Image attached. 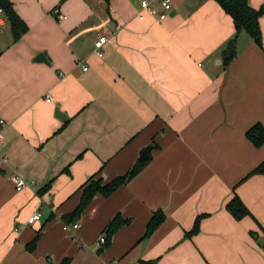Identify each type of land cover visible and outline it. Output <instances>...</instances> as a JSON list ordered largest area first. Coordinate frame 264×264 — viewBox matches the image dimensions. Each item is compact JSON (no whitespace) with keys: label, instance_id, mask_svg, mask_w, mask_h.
<instances>
[{"label":"crops","instance_id":"obj_1","mask_svg":"<svg viewBox=\"0 0 264 264\" xmlns=\"http://www.w3.org/2000/svg\"><path fill=\"white\" fill-rule=\"evenodd\" d=\"M10 1L27 31L13 42L0 25V264H264V175L242 181L264 160V144L245 136L264 126V14L263 50L240 33L225 65L234 24L215 0H170L162 20L140 19L141 0ZM148 144L144 168L64 229L87 179L126 173ZM234 195L252 216L225 209ZM157 210L165 219L144 237ZM118 213L127 224L99 245ZM199 214L208 215L186 237Z\"/></svg>","mask_w":264,"mask_h":264},{"label":"trees","instance_id":"obj_2","mask_svg":"<svg viewBox=\"0 0 264 264\" xmlns=\"http://www.w3.org/2000/svg\"><path fill=\"white\" fill-rule=\"evenodd\" d=\"M220 7L232 18L234 24V35L226 43L225 48L222 51L223 62L228 64L237 54L236 40L240 33H246L252 40V42L260 49L262 46V32L259 25V18L264 14V7L253 8L250 6L248 0H215ZM0 8L3 10V16L9 23L10 31L12 34L13 42L18 41L27 31V25L15 12L12 2L10 0H0ZM264 51V50H263ZM246 138L255 147H260L264 144V126L260 123H256L251 126L245 133ZM150 157L144 162H136L126 173L116 176L108 182H103L100 178L91 176L80 188V199L76 208L63 216L65 222H75L82 213L86 210L94 196L101 195L102 197H108L120 186L126 184L133 177H135L148 163ZM261 174L264 175V160L260 162L253 170H251L245 178ZM50 184H47L41 191L48 190ZM225 209L236 220H240L246 216H252L248 208L244 205L241 199L234 195L225 205ZM208 214H199L195 217L192 228L185 232V236L191 238L197 234L200 229L201 220ZM165 215L161 210L155 211L146 224L144 237L153 233L159 225L164 221ZM127 224V219L123 218L119 213L116 214L104 227L103 234L105 235V247L109 246L113 235ZM38 239L36 235L32 241H30L26 247L28 250H33ZM68 259H65L61 264H68Z\"/></svg>","mask_w":264,"mask_h":264},{"label":"built area","instance_id":"obj_3","mask_svg":"<svg viewBox=\"0 0 264 264\" xmlns=\"http://www.w3.org/2000/svg\"><path fill=\"white\" fill-rule=\"evenodd\" d=\"M159 3H160L161 8H162L161 11H157L156 9L151 7L148 0H141V2H140L141 9H140V12L138 13V17L140 19H142L144 17L142 11H146L150 15L157 17L159 20L166 18L174 8L173 4L170 0H159ZM53 14L56 16H61V19L66 18L65 15L60 14V11L58 8H55L53 10ZM3 22H4L3 10L0 8V25L4 24ZM107 40H108V38L105 34L99 35L98 38L95 40L94 52L98 57L103 56L102 46L107 42ZM86 68H87L86 66L82 67L83 70H86ZM46 100L50 101V98L47 97ZM0 125H1V127L4 126V122L2 120H0ZM2 139H3V136L0 132V142L2 141ZM11 181L13 182L14 187L17 191L22 190L27 185L25 180L22 177H20L19 175L12 176ZM40 217H41V214L39 212H34L30 217H28L26 222L28 224H32L36 220H39ZM77 226H78V224L76 222H74L70 225H64V229H68L69 227L77 228ZM104 242H105V238L101 237L98 241V244L103 245Z\"/></svg>","mask_w":264,"mask_h":264},{"label":"water","instance_id":"obj_4","mask_svg":"<svg viewBox=\"0 0 264 264\" xmlns=\"http://www.w3.org/2000/svg\"><path fill=\"white\" fill-rule=\"evenodd\" d=\"M61 1H63V0H61ZM35 60L36 61H41V60L47 61L45 53L43 52V53L37 54ZM55 115L58 118H60L61 120L66 119V115L64 113L60 112L58 107L55 108ZM151 150H152V144H148V145L144 146L143 148H141V150L139 151L138 162L142 163L146 159H148V157H150Z\"/></svg>","mask_w":264,"mask_h":264}]
</instances>
